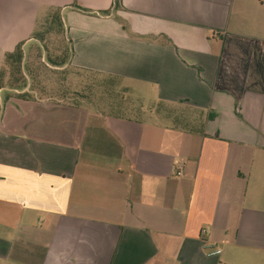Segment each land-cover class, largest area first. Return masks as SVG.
<instances>
[{
  "label": "crops",
  "instance_id": "1",
  "mask_svg": "<svg viewBox=\"0 0 264 264\" xmlns=\"http://www.w3.org/2000/svg\"><path fill=\"white\" fill-rule=\"evenodd\" d=\"M3 94L0 264H264V0H0Z\"/></svg>",
  "mask_w": 264,
  "mask_h": 264
},
{
  "label": "rangeland",
  "instance_id": "2",
  "mask_svg": "<svg viewBox=\"0 0 264 264\" xmlns=\"http://www.w3.org/2000/svg\"><path fill=\"white\" fill-rule=\"evenodd\" d=\"M50 26H51V32L48 35L50 36V38H53L54 44L56 46H58V47L62 46L63 47V51H65L66 47L69 50L70 49V46H68L69 42L66 41V36L68 34L66 33V27H65V25H63L61 19L57 20L55 18L53 22H50ZM39 29L41 30V26H40ZM36 36H37V38L40 41L45 40L44 36H43V32H40V33L37 32ZM41 51L44 53V55L46 53H48V55L46 54L47 55V58H46L47 62L52 61L51 57H50L49 48H45L44 47V48H42ZM24 71H25V74L27 76V81L26 82L30 84L29 77L32 78V76H31V73H30L29 66L24 67ZM82 77H83L82 80H79L78 83H76V80H74V81L70 80L69 81V86H67V88H65L66 90H62L61 91V88H59L58 85L56 87L54 86L53 96L57 97V98H61V97H65V96H69V97L74 98L76 96H80L82 98H88V99H92V100H95V99L102 100V101H105L108 104L109 100L106 97H103L104 94H105L104 92H99L96 89V87L92 88L91 86H88V87L85 86V85L82 86V82L85 79H88L89 76L82 75ZM88 82H90V81H88ZM131 87H132V89H130L127 92L125 90H121L120 87L116 86L115 90H113L115 92V95L113 97L112 103L114 102L116 106L117 105L125 106V105H127L129 103H134L138 107H146V104L143 101V99H141L140 96L135 95V93L133 92L134 88H137V87H135V86H131ZM4 96H5V94H3L2 97H0V110L1 111L3 110V106H5V103H6V101L4 100ZM2 113H3V111H2Z\"/></svg>",
  "mask_w": 264,
  "mask_h": 264
},
{
  "label": "built area",
  "instance_id": "3",
  "mask_svg": "<svg viewBox=\"0 0 264 264\" xmlns=\"http://www.w3.org/2000/svg\"><path fill=\"white\" fill-rule=\"evenodd\" d=\"M204 247L206 248L205 252H206V255L207 256H214V255H218V254L221 253V250L220 249H218V248L217 249H214V247L212 245H206ZM207 248H211L212 250L209 251V250H207Z\"/></svg>",
  "mask_w": 264,
  "mask_h": 264
}]
</instances>
